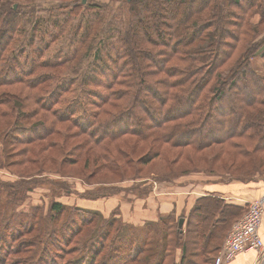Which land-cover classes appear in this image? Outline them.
Wrapping results in <instances>:
<instances>
[{"label": "trees", "instance_id": "16d2710c", "mask_svg": "<svg viewBox=\"0 0 264 264\" xmlns=\"http://www.w3.org/2000/svg\"><path fill=\"white\" fill-rule=\"evenodd\" d=\"M10 1L0 0V88L14 87L10 97L0 92V153L11 136L24 144L21 154L31 153L25 163L43 166L52 159L51 149L86 135L61 162L83 157L88 167L91 159L104 160L99 166L106 175L123 177L115 183L155 160L168 168L182 166L180 174L171 170L157 177L167 181L197 170L193 162L192 168L185 165L196 159L209 160L202 169L213 172L220 165L217 169L227 168L238 180L264 169V77L251 60L259 50L264 59V35L256 39L264 28V0H128L124 28L102 38L109 53L103 70L70 77L77 80L82 101L84 92L93 94L87 80L100 74L107 77V91L95 93L94 111L76 115L79 110L71 108L70 116L53 109V92L40 87L47 79L31 77L35 59L26 64L19 56L14 43L20 15ZM79 56L75 51L70 61ZM67 122L70 133L60 127ZM136 177L141 176L128 179ZM104 182L110 185L74 192L92 199L118 192L114 182ZM151 189L145 184L139 195ZM36 206L0 216V264H167L169 258L172 264H214L213 253L242 214L240 206L221 197H202L185 230L179 226L182 214L135 225L115 213L104 217L58 201L47 211ZM173 241L182 248L180 261L169 248ZM21 252H28L25 259L9 261Z\"/></svg>", "mask_w": 264, "mask_h": 264}, {"label": "rangeland", "instance_id": "374dc122", "mask_svg": "<svg viewBox=\"0 0 264 264\" xmlns=\"http://www.w3.org/2000/svg\"><path fill=\"white\" fill-rule=\"evenodd\" d=\"M127 1H10L12 4L17 5L15 9H18V14L20 15L17 33L15 34L17 35L14 43L15 48L22 51L19 56L25 58L24 61L28 60L26 64L31 63L35 59V63L38 66L34 75L31 77L33 78L35 75H39L42 79H47L45 83L40 84V87H44L45 89L48 87V91L53 92L54 101H52V105L57 113L63 115L68 114L70 116L71 108H73L79 110V112H76V115H81L80 113L83 110L90 109V112H92L97 108L94 100L98 99V97L95 96V93L107 91L105 87L108 82L106 80L107 77L100 74L96 79L87 80L86 88L89 91H93V94L84 92V101L78 97L77 80L70 82V77L77 73L81 74L78 77V79H81L84 75L87 77L92 75L91 70L97 71L98 73L103 70L105 67L104 61L109 53L106 51L105 46H103L104 40L102 38H106L108 35L117 36L118 33L116 31L124 28L125 19L122 16L126 13ZM259 17L257 13L254 15L253 20L258 21ZM85 35H88L89 40L82 41L81 38L83 39ZM263 35L264 28L256 39H260ZM75 51L80 56L74 61H70V56ZM251 60L256 72L264 77V59L261 50ZM110 63L109 61L107 65L109 66ZM83 71L86 72L82 74ZM114 87L118 88L117 86ZM13 90V86L0 88V92L4 94V97L13 95ZM16 100L18 101L19 99ZM82 120L83 118H80V121ZM64 125L66 126L61 124L60 127H65L66 131L70 133V122ZM75 129L77 128L71 127V130ZM86 137V135H83L78 139L71 140L69 138V142L64 147L51 149L50 155L52 159H48L42 166L39 162L25 163L24 159L28 155L31 156V153L28 154L25 151L26 154H21L19 150L24 144L14 142L10 136L8 138L10 141L9 145L6 146L3 153H0V181H2L0 183V216H4V214L10 215L16 211L30 212L35 205L47 211L49 205L54 201L68 205L71 202L76 203L78 202V198L82 196H80L79 192H74L75 188L83 190L86 188H96L98 185H110L103 184L105 183L104 181H107V183L114 182L116 186L120 187L118 192L111 196H120L122 194L125 197H129L131 194H139L138 189H141L145 184L150 185L152 188L158 187L167 180H159L157 177L161 175L165 176L164 174L171 170H174L172 172H177L178 174L182 171L180 164L168 168L162 161L155 160L149 165H140L143 168L142 173L137 174L135 171L129 170L125 174V180L115 183V181H119L123 177L113 173L106 175V168L99 166L104 164V160H100L97 164H94L91 159L88 167H84L85 158L83 157L76 163L67 161L63 164L61 162L64 159L63 156L66 155V159L67 156L70 159V148ZM1 141L3 145L6 144L5 139L1 138ZM114 155L115 158H118V154L114 153ZM202 161H205V163H201ZM221 161L223 165H229V161H226L225 158H222ZM121 162L124 161L122 160ZM192 162L198 166L196 168L197 170L193 171ZM207 163H209V160L196 159L195 161H187L185 165L192 168L190 171L192 173H201L203 175L215 174L224 180L233 179L237 176L227 171V168L222 167L221 170L217 169L220 165H216V171L213 172L208 171V168L202 169ZM41 167H43L42 171H40ZM136 175L141 177L128 179ZM258 176L264 177V169L258 171L252 178ZM134 183H137L139 188L133 189L132 185ZM62 185L65 187H62ZM22 194L24 195L23 200L20 199ZM106 200L108 199L103 197L100 201L105 202ZM100 201L99 204L101 203ZM243 213L232 221L226 232L227 235ZM12 244L16 245L17 242L12 241ZM176 244L173 241L169 248L176 255V261H180L181 254H177L179 250ZM27 255L28 252L14 253L10 255L9 261H18L17 259L20 258L25 259ZM213 255L217 256L218 253H213ZM168 261L167 264L170 263L171 258Z\"/></svg>", "mask_w": 264, "mask_h": 264}, {"label": "crops", "instance_id": "0c3cea01", "mask_svg": "<svg viewBox=\"0 0 264 264\" xmlns=\"http://www.w3.org/2000/svg\"><path fill=\"white\" fill-rule=\"evenodd\" d=\"M210 195L221 197L226 203L240 206L243 213L252 199L260 198L264 204V177L224 180L215 174L189 173L180 175L173 181H164L144 195L131 194L129 197L122 194L110 195L104 197L108 199L105 202L100 201L103 197L96 199L80 197L78 202H71L70 205L99 211L104 217L115 213L124 222L135 225H142L147 221L156 222L172 213L177 217L182 214L185 216L183 225L186 230L187 218L197 200ZM260 233L264 240V213ZM226 236L222 239L221 247ZM178 250L177 254L182 256V248ZM260 254L258 250L250 249L223 264H255ZM260 264H264V259Z\"/></svg>", "mask_w": 264, "mask_h": 264}, {"label": "built area", "instance_id": "2783aa9c", "mask_svg": "<svg viewBox=\"0 0 264 264\" xmlns=\"http://www.w3.org/2000/svg\"><path fill=\"white\" fill-rule=\"evenodd\" d=\"M264 204L260 198L248 202L246 209L229 234L215 258V264H223L250 249H256L261 254L255 264L264 259V240L260 233L263 220Z\"/></svg>", "mask_w": 264, "mask_h": 264}, {"label": "water", "instance_id": "95a60500", "mask_svg": "<svg viewBox=\"0 0 264 264\" xmlns=\"http://www.w3.org/2000/svg\"><path fill=\"white\" fill-rule=\"evenodd\" d=\"M86 0H83V2H85ZM16 4H14V8H16ZM184 224V217H181L180 220H179V226H183Z\"/></svg>", "mask_w": 264, "mask_h": 264}]
</instances>
